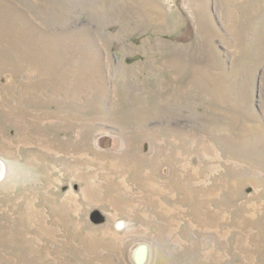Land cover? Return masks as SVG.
<instances>
[{
  "label": "rangeland",
  "instance_id": "rangeland-1",
  "mask_svg": "<svg viewBox=\"0 0 264 264\" xmlns=\"http://www.w3.org/2000/svg\"><path fill=\"white\" fill-rule=\"evenodd\" d=\"M2 165L0 264H264V0H0Z\"/></svg>",
  "mask_w": 264,
  "mask_h": 264
},
{
  "label": "bare ground",
  "instance_id": "bare-ground-1",
  "mask_svg": "<svg viewBox=\"0 0 264 264\" xmlns=\"http://www.w3.org/2000/svg\"><path fill=\"white\" fill-rule=\"evenodd\" d=\"M17 66V65H16ZM193 77V76H192ZM189 78H191V77H189ZM10 82L7 84V88H8V92H9V89H10ZM14 88V87H13ZM8 95H9V93H8ZM9 97H11L10 95H9ZM19 102V101H18ZM108 166V165H107ZM2 169H1V167H0V176H1V174H2V172H3V169H4V166L2 165ZM108 168V167H107ZM106 169V168H105ZM109 170H112V171H114V172H117V169H114V168H112V167H109ZM108 170V171H109ZM131 171V170H130ZM129 171V172H130ZM133 171V170H132ZM179 171V170H178ZM139 172V171H138ZM111 173V172H110ZM106 174V173H105ZM109 174V173H108ZM176 174V173H175ZM110 175V174H109ZM131 175V174H130ZM135 175V174H134ZM137 175V174H136ZM135 175V176H136ZM138 175H140V173L138 174ZM188 175V174H187ZM105 177V176H104ZM141 177V176H140ZM136 179V178H135ZM141 180V179H140ZM139 180V181H140ZM173 182H174V180H173ZM177 182V181H176ZM143 183V182H142ZM141 183V184H142ZM175 183V182H174ZM171 184V183H170ZM176 184V183H175ZM120 185V184H119ZM118 187H120V186H118ZM122 190V189H121ZM150 191V190H149ZM175 191H176V189H175ZM114 192V191H113ZM118 194V193H117ZM166 196V195H165ZM167 198V197H166ZM168 199V198H167ZM121 225V224H120ZM119 225V226H120ZM102 241V240H101ZM103 243V242H102ZM148 252H147V248H143V247H139L138 249H137V251H136V254H135V257H136V259H137V262L139 263V264H141V262L142 261H144V258H145V255L147 254ZM148 255V254H147Z\"/></svg>",
  "mask_w": 264,
  "mask_h": 264
},
{
  "label": "water",
  "instance_id": "water-1",
  "mask_svg": "<svg viewBox=\"0 0 264 264\" xmlns=\"http://www.w3.org/2000/svg\"><path fill=\"white\" fill-rule=\"evenodd\" d=\"M94 219L97 222H102L103 221V216L101 214L97 213V214L94 215ZM143 248H146V246H144Z\"/></svg>",
  "mask_w": 264,
  "mask_h": 264
}]
</instances>
